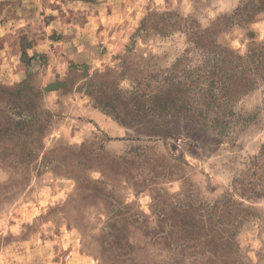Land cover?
<instances>
[{"label": "rangeland", "instance_id": "374dc122", "mask_svg": "<svg viewBox=\"0 0 264 264\" xmlns=\"http://www.w3.org/2000/svg\"><path fill=\"white\" fill-rule=\"evenodd\" d=\"M83 1L0 0V47L12 41L24 71L0 80V264H264V84L235 102L240 119L215 136L181 117L129 126L112 113L131 112L137 82L146 92L199 64L190 24L220 20L217 42L244 54L264 42V12L230 25L223 17L241 0ZM167 12L182 20L160 32ZM151 14L156 23L138 31ZM48 33L56 49L32 51ZM21 106L31 136L15 131ZM190 218L205 224L184 237L179 220Z\"/></svg>", "mask_w": 264, "mask_h": 264}, {"label": "trees", "instance_id": "16d2710c", "mask_svg": "<svg viewBox=\"0 0 264 264\" xmlns=\"http://www.w3.org/2000/svg\"><path fill=\"white\" fill-rule=\"evenodd\" d=\"M261 12H264V0H241L240 5L229 16H224L223 20H226L230 25L250 24ZM156 16L151 14L143 20L138 31H147L151 25L156 23ZM174 16L178 19H173ZM159 18L160 21L157 22L160 23V26L157 29L160 32L171 30L175 25H179L180 20H182L179 16L169 12L160 15ZM220 22L219 20L218 23L203 29L193 27L191 24L187 26L185 35L191 42V50L199 55V64L195 68L190 66L189 69L183 70L182 75L171 73L164 79L157 81V84L153 87L150 86L152 87L151 90L146 92H139L140 82H137L134 90L129 92L130 95H134V97L129 98L133 102L131 112L125 111L126 105L121 110L120 106H115L112 111V113H115L114 119L123 125L131 126L150 117L157 119L181 117L196 126L198 130H205L206 133L213 136L222 134L227 128L231 127L233 121L235 123L236 118L240 119L234 109L235 102L258 85L264 84V42L254 43L244 54H238L215 39L218 32L215 26L220 25ZM174 68L175 66L172 70ZM104 105L101 107L102 109H106V107L112 109L110 108L112 106ZM24 111L26 109L21 106V116L15 120L13 125L15 131L21 132V136H31L35 131V129H32V118ZM106 111L108 112V110ZM42 115L48 117L49 113L42 111L40 115L36 114V116ZM166 129V124H161L158 125L157 131L162 132ZM209 129H212L213 132H209ZM104 137L107 142L111 140L105 135ZM119 140L142 141L140 137ZM141 146L145 147L146 145ZM84 148L85 145L78 148V150ZM97 165L103 175L107 176L109 174L100 164ZM155 177L157 179H169L171 178V172ZM128 181L133 184L130 179ZM151 191V207L153 213H155L154 207L158 201V195L154 190ZM179 223L180 229L176 232L179 234L183 232L184 237L193 232L197 226L205 224L204 221L194 220L193 218L180 219ZM218 224L212 225V230H216L213 236H215L214 240L217 246L214 253L217 257L220 256L222 250L219 247L222 233L217 227ZM158 228V226L157 228L154 227V230H158ZM214 257L215 255L208 254V258L213 259Z\"/></svg>", "mask_w": 264, "mask_h": 264}, {"label": "crops", "instance_id": "0c3cea01", "mask_svg": "<svg viewBox=\"0 0 264 264\" xmlns=\"http://www.w3.org/2000/svg\"><path fill=\"white\" fill-rule=\"evenodd\" d=\"M83 1V0H81ZM85 2V1H83ZM24 3V1H23ZM46 3V2H45ZM50 6V4H48ZM23 6H25V3L23 4ZM28 6V5H27ZM33 6V5H31ZM97 9L100 8L101 5H96ZM100 12L101 8L99 9ZM96 17H92L91 20L86 21L83 24V31L86 30V28H90V26L93 25V23H91V21H93L92 19H95ZM21 20H23L20 17H16L15 19H13L12 21H9V23L12 26L13 23V29L19 27L21 24ZM52 25V23L50 24ZM6 26H3V28ZM10 27H7V31L11 30L9 29ZM85 28V29H84ZM49 29V28H48ZM71 30V29H69ZM12 33V32H11ZM87 33V32H86ZM85 33V35H86ZM55 39H53L51 37V35L48 34H44L43 38H40L36 43H34L31 47L32 51L35 52H53L54 48L56 49V43L54 41ZM3 46L1 45L0 47V80H2L4 83H13L14 81L21 79L23 77V69L21 68V74H20V70L17 68V60H18V51L17 48H14V43L10 40H6L4 39L3 41ZM55 43V44H53ZM67 45H69L67 43L66 40H64V47H66ZM49 48V49H48ZM11 79V80H10Z\"/></svg>", "mask_w": 264, "mask_h": 264}]
</instances>
